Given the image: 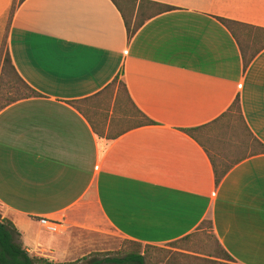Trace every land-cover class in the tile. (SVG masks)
<instances>
[{
	"label": "crops",
	"instance_id": "1",
	"mask_svg": "<svg viewBox=\"0 0 264 264\" xmlns=\"http://www.w3.org/2000/svg\"><path fill=\"white\" fill-rule=\"evenodd\" d=\"M12 1L0 0V52ZM141 1L173 9L130 40L112 0H25L16 9L6 47L42 97L0 111L1 215L30 256L52 263L87 249L74 247V231L162 246L207 221L234 264H264V152L212 159L182 131L212 124L239 98L246 127L264 146V49L244 70L218 21L264 30V0H137L133 22ZM118 4L129 18L132 8ZM117 77L154 125L113 130V100L100 132L68 104ZM40 219L64 230L50 234Z\"/></svg>",
	"mask_w": 264,
	"mask_h": 264
},
{
	"label": "trees",
	"instance_id": "2",
	"mask_svg": "<svg viewBox=\"0 0 264 264\" xmlns=\"http://www.w3.org/2000/svg\"><path fill=\"white\" fill-rule=\"evenodd\" d=\"M24 1L25 0H13L10 10L8 12V21H7V26L0 52V62L2 64L1 74H0V111L5 107L13 103H16L18 101L29 98L42 97L38 92H36L28 84H26L22 80V78L17 74L11 62L8 49L6 47V38H7L10 22L13 18L16 9ZM112 1L114 2V4H116L118 9L122 13V16L124 17V24L126 27L128 40H130L133 37V35L140 29V27L145 23V21L158 14L171 11L173 9L172 7L169 6L141 1L133 22L132 16L135 10V4L137 0H124L127 6L129 8H132L131 16L129 18L125 16V13L122 11L121 7L118 4V0H112ZM218 21L231 33V35L235 39L242 56L243 69L245 70L248 67V65L252 62V60L258 55V53H260L264 49V39L261 40L259 38V34L264 35V30L226 19H218ZM251 34L252 35L255 34V35L252 36ZM102 96H105V100L107 99L109 100L108 103L111 101L113 102L114 100L115 106L119 102H121V99L124 96L125 102L133 110L134 118L136 119L134 121V124H132L128 128V130H133L143 126L154 125V122H152L149 118H147L142 112H140L134 106L133 102L131 101L128 95V91L126 89L125 84L121 80H119L118 77L115 78L110 85H108L104 90H102L94 97L80 101H70L68 102V104H70L75 109L82 111L80 105H83L85 103H91L95 99ZM232 110L235 111L236 116L242 121L245 129L252 136V134L249 132L248 128L246 127L244 119L242 117L239 98H236L234 100L228 112ZM228 112H226L222 117L226 116ZM123 113L124 112H122V115ZM122 115H121V119H122ZM221 118H219L218 120H220ZM218 120L206 126L192 128V129H183L182 131L197 141V135H199L202 131L212 126ZM121 134H123V132L116 134L114 138L119 137ZM252 139L260 146V148H262V152H264V146L261 143H259L253 136ZM252 155L255 154H250L249 156ZM212 165L214 167L216 184H218L220 181V176L215 170L213 161H212ZM128 243L136 247L138 250L137 251L133 250L126 253V255L122 258L103 255L101 259L91 260L88 264H147L145 256L140 254L139 247H141L142 244L131 241H129ZM219 249L223 257L231 260V258L220 248V246ZM0 264H54V263L44 258L30 256L28 252L24 249L22 243L20 242L19 234L13 223L3 218L2 215L0 214ZM69 264H76V263H69Z\"/></svg>",
	"mask_w": 264,
	"mask_h": 264
},
{
	"label": "rangeland",
	"instance_id": "3",
	"mask_svg": "<svg viewBox=\"0 0 264 264\" xmlns=\"http://www.w3.org/2000/svg\"><path fill=\"white\" fill-rule=\"evenodd\" d=\"M263 36L259 34L261 40L264 39ZM108 101V99L105 100V96H102L95 99L92 103L80 105L86 116L96 125V129L100 132L105 130V125L110 116L112 101L109 103ZM122 112H124L123 115ZM135 120L133 110L125 102L123 96L121 102L115 107L111 126L113 130L121 131L134 124ZM113 134L114 132H110L109 136ZM197 138L211 153L212 159L227 158L234 161L262 151V148L253 141L252 136L245 129L242 121L236 116L234 110L228 112L226 116L202 131L197 135ZM1 212L0 208V214ZM73 236L76 243V245L74 244L75 248H78V245L82 243L87 246V249L83 248L79 254L76 253L71 258L54 264H88L91 260L101 259L103 255L122 258L126 253L138 250L128 243L129 241L114 235L98 236L84 231H74ZM88 240L93 243L98 240L100 245L89 247L87 245L89 243ZM82 247L84 246L79 248ZM139 250L140 254L145 256L147 264H234L231 260L223 257L212 235L210 223L207 221L186 239L162 246L147 247V245H141Z\"/></svg>",
	"mask_w": 264,
	"mask_h": 264
},
{
	"label": "built area",
	"instance_id": "4",
	"mask_svg": "<svg viewBox=\"0 0 264 264\" xmlns=\"http://www.w3.org/2000/svg\"><path fill=\"white\" fill-rule=\"evenodd\" d=\"M39 223L44 228V230L50 234H57L61 230H63L62 224L58 221L48 220V219H40Z\"/></svg>",
	"mask_w": 264,
	"mask_h": 264
}]
</instances>
